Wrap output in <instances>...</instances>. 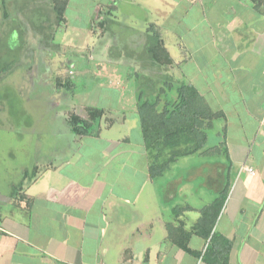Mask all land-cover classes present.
<instances>
[{"label":"crops","instance_id":"0c3cea01","mask_svg":"<svg viewBox=\"0 0 264 264\" xmlns=\"http://www.w3.org/2000/svg\"><path fill=\"white\" fill-rule=\"evenodd\" d=\"M107 1L115 14L114 0ZM173 1L169 12L159 11L157 23H145L140 47L130 38L125 45L117 41L118 24H97L104 37L97 53L105 46L104 60L64 56L74 78L88 83L85 95L94 96L89 103L75 92L67 96L70 88L58 81L69 100L57 113L61 130L49 142L38 137L34 150L26 146L23 154L8 155L0 264H208L223 253L225 241L226 264H264V0ZM158 4L164 6L153 2L157 12ZM150 25L161 35L169 66L156 64L146 51ZM167 76L176 86L190 84L214 115L209 131L217 123L221 129L210 149L220 168L193 171L210 186L216 181L202 188L217 192L206 204L181 201L182 187L156 183L166 172L149 174L137 99L156 98ZM146 80L153 85L147 94L133 86ZM88 108L103 111L97 123L81 117ZM74 114L90 124L88 133H73ZM224 189L215 223L201 227Z\"/></svg>","mask_w":264,"mask_h":264},{"label":"rangeland","instance_id":"374dc122","mask_svg":"<svg viewBox=\"0 0 264 264\" xmlns=\"http://www.w3.org/2000/svg\"><path fill=\"white\" fill-rule=\"evenodd\" d=\"M156 1L164 5L158 4L160 6L158 12L152 5ZM113 2L116 13L114 14V10H110L112 11L110 15L113 16L108 15L106 20L108 23L118 24L113 31L118 33L117 41L119 38V42L125 45L129 44L128 38H130V41L136 42L135 47L137 48L142 44V38L139 37L143 34L142 29L147 27L145 23H157L160 20L159 11L165 9L166 12H169L174 3L173 0H114ZM107 3V0H68L63 14L64 20L61 24H54V30H52L49 41L50 44L52 41L57 46H44L42 43H45L46 39H40L41 31L35 29V25H31L29 22L32 21L33 24L40 25L45 19L44 25L41 24L40 26L43 31L42 35L48 34V27L53 26L55 17V12L51 13L49 9L55 3L52 0H0L1 194L7 192L6 185L9 184L8 155H10V152L23 154L26 146L30 150H34L37 148L38 137L45 136V139L49 142L54 130L55 133L59 131V128L61 130L62 126L58 122L57 117L59 116H57V113L61 110V106H65L67 102L69 103V100H65L62 96V90L57 86V82L59 81L60 85L70 88L66 93L67 96L75 92L80 95V98L89 97V100L86 99L88 103L93 98V92L85 95L88 83L75 79V71L69 68L70 64H64L63 61L66 59L64 56L67 54L71 55L69 60L74 61L77 59V57H74L75 53V55L82 54L80 56L86 57L88 62L93 54L97 56V61L100 56L103 60L106 58L102 56L106 52L105 46L101 47L100 52L97 53V46L103 42L104 37L99 36L100 28H96L98 22L96 15L99 10H108V8H105ZM127 31L131 33L129 34ZM96 32L99 34L97 35ZM109 42L113 41L109 40ZM21 50L22 52H20ZM80 56H78L79 59H81ZM47 59H49V62ZM31 60L33 62L30 64ZM56 62H62L64 65L57 70L55 75ZM7 65H9L8 70H2V67ZM97 68L95 67V69ZM70 71L73 72L70 73ZM133 86H139L146 94L151 89L148 88L150 86L149 80H146V83L133 84ZM176 87V84L163 85L156 98L153 95L149 97L148 102L156 100L155 107L152 108V115L157 114L163 108H169L175 102ZM75 93L73 94L75 95ZM140 100L145 101L147 99L142 97ZM137 102L140 103L139 99H137ZM81 115V117H90L87 110L84 111L83 109ZM74 116L80 118L78 115L74 114ZM56 118V122L52 124V120ZM105 123H109V121ZM220 130L217 123L212 130L208 131L205 148H211L217 144L216 142L221 134ZM24 137H28V142H23ZM211 153L205 151L202 155L199 152L193 155H180L170 164L166 173L157 178L155 182L159 185L170 184L182 187L180 192L185 196L181 197V201H201L206 204L217 192L211 193L210 190H205L208 192L206 193L203 187H209V183L203 180V177L194 176L193 171L196 168L204 169L207 167L211 169L213 164L215 167L220 168L217 165V160L214 161L216 158L213 157L214 155L211 156ZM160 156L162 160H166L169 153L163 150ZM211 183L210 189L216 181L214 180ZM191 186L197 187V189H192ZM195 191L201 194L196 196Z\"/></svg>","mask_w":264,"mask_h":264},{"label":"trees","instance_id":"16d2710c","mask_svg":"<svg viewBox=\"0 0 264 264\" xmlns=\"http://www.w3.org/2000/svg\"><path fill=\"white\" fill-rule=\"evenodd\" d=\"M67 1L68 0H52L55 4L52 5L49 10L51 13L55 12V17L53 19V24L51 23L53 26L51 27L50 25L48 27V34L42 35L43 31L40 26L41 24L44 25L45 19L42 18L43 22L40 25L33 24L32 21L29 20L31 25H35V29L41 31L40 39H46L45 43H42L43 45L45 44L44 46L49 45L53 32L52 30H54L55 26L54 24H61L63 22V14L66 9ZM105 8H108V10L102 9L98 11L99 15H103V17H99L98 15L100 19L97 22V24L102 28L104 26L106 27L108 24L106 18L110 12L108 4ZM147 32L149 33L146 35V39L148 40L146 51L153 62L160 66L171 65L172 61L170 60L166 49L162 45V40L160 39L161 35L159 32L156 31L152 25L148 26ZM20 52H22V50ZM8 66L9 65L2 67V70H8ZM168 79L169 76H167V80L164 82V85L173 84L169 82ZM152 86L153 85L150 87ZM175 92V102L169 108H163L160 112L154 115H152V108L155 107L156 100L154 99L153 101L148 102L147 100L141 101L140 96L138 98L140 103L137 104V112L141 137L144 148L148 152V170L150 177L152 178L162 176L169 168L170 164L180 155H193L200 152V150L208 152L211 149L205 148V146L208 138V131L212 128V119L214 118L213 113L210 114L203 98L190 84L181 82L177 85ZM87 113L90 115L89 119L91 123H97L102 116L103 111L97 108H88ZM69 122L74 134L82 135L88 133L90 124L87 121L71 115L69 117ZM163 150L169 153V157L166 160H162L160 156L161 151ZM226 193L227 192L224 189L219 193L218 197H215L212 205L208 209L211 214L209 215L210 219H208L207 215L209 213H205L201 221V227L204 226V224H207L211 228V226L215 223V219L218 216L220 212L219 210L225 200ZM199 226H197V228H200ZM210 241L212 242V240ZM178 244L183 250L190 252L185 243ZM229 250L230 243L225 241V249L223 253L206 260V262H208V264H226L227 253Z\"/></svg>","mask_w":264,"mask_h":264},{"label":"built area","instance_id":"2783aa9c","mask_svg":"<svg viewBox=\"0 0 264 264\" xmlns=\"http://www.w3.org/2000/svg\"><path fill=\"white\" fill-rule=\"evenodd\" d=\"M248 171L251 172V174H252V170L251 169H248Z\"/></svg>","mask_w":264,"mask_h":264}]
</instances>
